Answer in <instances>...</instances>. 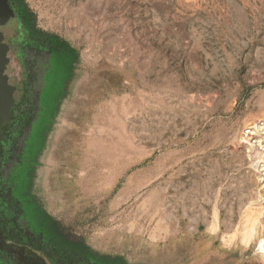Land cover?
Listing matches in <instances>:
<instances>
[{
    "label": "rangeland",
    "instance_id": "rangeland-1",
    "mask_svg": "<svg viewBox=\"0 0 264 264\" xmlns=\"http://www.w3.org/2000/svg\"><path fill=\"white\" fill-rule=\"evenodd\" d=\"M26 2L77 53L35 173L33 230L128 264H264V0ZM12 20L0 43L17 84Z\"/></svg>",
    "mask_w": 264,
    "mask_h": 264
},
{
    "label": "flooded vegetation",
    "instance_id": "flooded-vegetation-1",
    "mask_svg": "<svg viewBox=\"0 0 264 264\" xmlns=\"http://www.w3.org/2000/svg\"><path fill=\"white\" fill-rule=\"evenodd\" d=\"M7 1L13 29L4 36L22 76L19 83H8L10 114L0 118V223H19L16 264H24L26 256L49 264V240L35 235L32 226L45 222L33 197L35 173L77 53L41 31L20 5H12L14 0ZM0 240L6 241L3 231ZM0 264H5L4 255Z\"/></svg>",
    "mask_w": 264,
    "mask_h": 264
},
{
    "label": "trees",
    "instance_id": "trees-1",
    "mask_svg": "<svg viewBox=\"0 0 264 264\" xmlns=\"http://www.w3.org/2000/svg\"><path fill=\"white\" fill-rule=\"evenodd\" d=\"M20 5L22 12L26 13L35 24L36 14L29 8L26 0H14L12 5ZM56 42L62 45L67 44L58 37L53 36ZM6 241L0 240V257L4 255L5 264H16L15 254L18 252V223H7ZM35 235L43 234L49 241V264H128L121 257L111 255H101L91 251V249L81 240L76 242L66 241L64 235L59 231L49 230V234L43 231H34ZM43 261L35 260L29 256L24 257V264H41Z\"/></svg>",
    "mask_w": 264,
    "mask_h": 264
},
{
    "label": "water",
    "instance_id": "water-1",
    "mask_svg": "<svg viewBox=\"0 0 264 264\" xmlns=\"http://www.w3.org/2000/svg\"><path fill=\"white\" fill-rule=\"evenodd\" d=\"M14 16L13 11L11 10L7 0H0V27L5 24L9 19ZM5 53L2 49V44L0 43V77L2 78V82L5 85L7 91V97L5 102L0 105V118L10 114V106L12 102V95L8 88L7 80L4 76L5 67H6V58Z\"/></svg>",
    "mask_w": 264,
    "mask_h": 264
},
{
    "label": "bare ground",
    "instance_id": "bare-ground-1",
    "mask_svg": "<svg viewBox=\"0 0 264 264\" xmlns=\"http://www.w3.org/2000/svg\"><path fill=\"white\" fill-rule=\"evenodd\" d=\"M74 19L76 20L77 23H81V24H84L86 21H85V17L84 15L81 13V11H78L74 16ZM256 133V131H254ZM252 135H255V134H252ZM257 135V134H256ZM254 138V137H253ZM251 142V141H250ZM251 147V145H250ZM254 148V147H253ZM253 148H251V152L253 153ZM254 156V155H252ZM86 165V164H85ZM69 166H71V162L69 164ZM258 168V167H257ZM85 171V172H84ZM83 173L81 174V177L79 179V181L84 184L83 186H93L96 184L97 182V179H96V176L95 174L96 173V168H92V166H85V169H84ZM103 171L105 172V177L107 176L109 170H107L106 168L103 167ZM94 172V173H93ZM103 176V179L100 175V177L98 178V180H104L105 177ZM107 178V177H106ZM117 230V229H116ZM123 230V229H122ZM121 232V230H119ZM118 231V232H119ZM116 231H112L111 233L112 234H115ZM252 232H254V229L252 230ZM129 234V233H127ZM122 235V234H121ZM102 236V235H100ZM115 236V235H114ZM249 242V241H248ZM261 254H263L264 256V238H262L260 240V242L258 243V249H257Z\"/></svg>",
    "mask_w": 264,
    "mask_h": 264
},
{
    "label": "crops",
    "instance_id": "crops-1",
    "mask_svg": "<svg viewBox=\"0 0 264 264\" xmlns=\"http://www.w3.org/2000/svg\"><path fill=\"white\" fill-rule=\"evenodd\" d=\"M133 228H134V226H133ZM133 232V231H132ZM136 235H138V233H136ZM140 235V234H139Z\"/></svg>",
    "mask_w": 264,
    "mask_h": 264
}]
</instances>
